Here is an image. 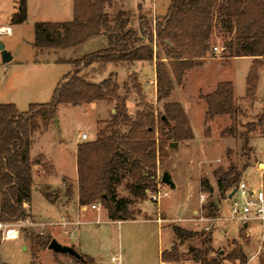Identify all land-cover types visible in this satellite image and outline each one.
<instances>
[{"label":"rangeland","instance_id":"374dc122","mask_svg":"<svg viewBox=\"0 0 264 264\" xmlns=\"http://www.w3.org/2000/svg\"><path fill=\"white\" fill-rule=\"evenodd\" d=\"M148 1L112 0L105 6V10L110 18L120 9L128 11L131 15L130 26L136 27L142 16L153 19L152 4L150 9L148 5L147 8L144 6ZM18 4L19 0H0V26L11 25L13 29L10 35L0 34V44H4L14 56L7 63L0 59V103H13L19 111H26L32 103H46L50 100L57 82L75 69L69 60L104 48L107 40L101 37L102 35H95L77 46L44 50L42 54L35 56L31 46L34 24L38 21L68 20L66 17L69 10L73 14V0H26V19L22 23H12L11 17L17 11ZM223 42L224 37L219 33V29H213L208 48L201 57L193 58L190 53L184 52L183 58L194 62V65L183 72L179 81L173 76L166 59H163L171 83V90L166 98H157L156 71L154 77L153 68L147 65V72L143 67L140 70L141 75L135 72L127 73L126 77L124 76L125 81L119 83L118 92L121 96L126 93L123 87L125 83L128 85L127 97L132 95V103L127 107L130 118H136L137 113H150L153 118L154 131L151 137L156 148V176L155 187H150L149 190H155L156 183L161 182V174L164 171L170 173L176 187L170 188L162 183L163 191L167 193L158 202L150 199L148 193L145 200L134 199L125 188L126 183L130 181L126 175L121 180L117 192L121 197L132 199L128 206L133 215L132 220L154 219L157 211L161 209V218L165 219L161 221L162 224L152 220H126L122 223L105 221L104 216L99 218L100 215L97 216L95 211H91L85 217H91L92 221L80 223L78 226L68 225L67 232H64V227L59 224L52 225L60 214L67 213L71 216L78 210L73 201L76 187L73 162L74 156L76 157V145L82 142L79 134L86 132L89 140L94 139L98 130L110 120L114 109V102L108 103L104 100L92 108L88 107V103L59 104L55 115L45 113L44 116H36L35 126L30 133L31 159L37 162L35 188L30 203L37 221L46 226L34 224L31 216L21 222L6 223L5 228H0V264H82L68 253L45 249L47 246L41 247L36 241L29 239L30 235L35 234L53 238L51 231L60 241L65 239L74 244L71 246L77 252L92 257L94 262L99 264H112V255H119L122 264H161V247L168 253L178 255L179 262L171 260L167 261L168 264H198L192 261L190 248H198L201 237L195 235L180 243L171 228L174 224L197 232L211 233L210 244L213 252H209V258L216 256L218 251L224 257L234 247H241L247 258L245 264H260L258 258L264 251V242L260 244L261 229L258 222L253 221L244 227L243 223L236 220L206 219L211 202L217 207L216 216H227L229 211L230 197L220 196L215 171L219 168L227 169L229 166L242 169L247 163L249 166L243 170L240 180L253 189L259 188L261 182L263 184L264 175V165L259 164L264 163L262 127L256 125L253 131L248 132V128L257 124L264 113V58L260 59L262 65L258 68L255 95L246 97V77L253 59L246 56H228L227 52L221 49ZM213 46L220 48V51H215ZM153 49L158 56L165 55V47L162 44L156 47L154 45ZM59 59L61 61L56 62ZM156 59L154 56L149 64L153 66ZM122 66L126 67L124 64ZM92 70L94 69L89 67L80 74H88L86 79L92 82H100L109 76L102 73L99 77L91 72ZM110 74L113 75L111 79L116 80V74ZM222 81L233 82L234 99L240 112L234 117L216 115L209 118L202 96L211 93ZM134 84L140 86V94L134 90ZM165 102H177L182 106L193 132L192 139L168 138L166 128L160 121V116L164 115ZM169 124L172 125V122L169 121ZM230 127L234 128L233 135L226 133V129ZM121 130L126 132L128 128L124 126ZM245 132L248 135L247 145H244V140L239 136ZM171 142H176L177 145L170 146ZM202 180H207L213 187L211 193L202 189ZM69 184L73 187L72 194L64 197ZM44 193L56 197L51 202L61 201L68 205L47 204ZM202 194L204 198L201 200ZM60 195L63 196L62 199ZM94 203L98 204L93 202L83 206H87L85 210L89 212L94 210L90 208ZM98 214H102L100 210ZM81 219L85 220L84 217ZM11 229L18 230V233L10 238L19 239L25 245L18 240H4L7 230ZM70 231L72 237L69 236ZM67 259L70 261H66ZM222 264L239 262L224 260Z\"/></svg>","mask_w":264,"mask_h":264},{"label":"trees","instance_id":"16d2710c","mask_svg":"<svg viewBox=\"0 0 264 264\" xmlns=\"http://www.w3.org/2000/svg\"><path fill=\"white\" fill-rule=\"evenodd\" d=\"M112 0H73V16L66 21H38L34 24V38L31 42L35 56L44 50L65 49L77 46L95 35H105L107 45L80 58L69 60L75 66L56 84L50 100L46 103H32L26 111H19L13 103H0V222L15 223L30 218L31 213L25 204L30 203L35 188V160L30 157V133L35 126L36 116L45 113L53 116L59 104L80 105L104 100L114 102V109L106 125L98 130L92 140L82 141L76 145V194L78 204L83 206L93 202L104 207L107 218L111 221L132 220L129 209L132 199L118 195L117 188L124 176L130 181L125 188L134 199L145 200L147 190L155 187L156 148L151 135L154 131L153 118L150 113H137L131 119L126 105L128 85H123L126 93L121 96L119 84L111 79L112 74L100 82L86 79L88 74H80L91 67L94 74L101 75L107 64L132 65L138 61H151L154 56L155 71L158 82L157 98L169 96L170 79L166 74L165 62H168L176 80L183 72L191 68L194 62L184 59L182 54L188 52L191 57H201L208 48L213 29H219L224 37L222 49L230 57H254L246 77V97H254L258 68L264 58V0H170L166 13L154 20L140 17L139 29L130 26L131 15L128 11L118 10L110 18L105 6ZM27 17L26 0H19L17 11L12 15V23H22ZM162 44L165 55L154 53L153 46ZM155 54V55H154ZM57 60L56 62H60ZM113 78V77H112ZM140 94L139 85L133 86ZM209 118L216 115L234 117L240 108L234 99V89L230 81H222L209 94L203 95ZM164 118L160 121L168 138L173 140L192 139L193 132L189 126L182 106L177 102L163 104ZM172 122V125L169 124ZM256 125L262 127L264 134V113L257 124L248 128L253 131ZM128 130L122 132L121 127ZM234 128L226 129L233 135ZM239 136L247 145V133ZM242 169L229 166L215 171L216 186L221 197L234 190L242 176ZM264 184V175H263ZM204 191L212 192L213 187L207 180L201 181ZM73 187L69 184L65 193L69 197ZM48 201L56 197L44 193ZM208 216H216L217 207L209 204ZM172 231L178 242L199 235L201 243L198 248H190L191 259L198 264H222L224 260L238 261L245 264L247 258L241 247H234L224 257L217 252L208 257L211 247V233L197 232L172 225ZM25 231V228H23ZM41 247L47 246L50 236L30 235ZM75 258L82 264H97L88 255L79 253ZM162 261L179 262L176 253L161 252ZM264 264V251L258 258ZM184 264V263H179Z\"/></svg>","mask_w":264,"mask_h":264},{"label":"built area","instance_id":"2783aa9c","mask_svg":"<svg viewBox=\"0 0 264 264\" xmlns=\"http://www.w3.org/2000/svg\"><path fill=\"white\" fill-rule=\"evenodd\" d=\"M11 32L10 26L2 25L0 26V34H9ZM215 51H220L217 46H213ZM222 49V48H221ZM81 141L89 140V136L86 132H82L79 134ZM162 182L156 183L155 190H147L150 199L158 202L159 199L166 195L167 192L163 191V187L161 186ZM204 198V195H201V200ZM87 207V206H84ZM99 207L98 204H91L90 208ZM228 215L224 217L218 216H208L206 219L210 221H218V220H236L243 223V226L246 224L249 225L251 222H258L260 229H261V242H264V187L261 182V186L257 189H253L247 185V183L243 180H240L237 187L235 188V192L230 197V203L228 207ZM74 222L70 221L67 216H62L61 219L54 223L59 224L63 228L64 232H67L66 226L72 224ZM76 224L78 222H75ZM6 223L0 222V228L6 227ZM9 231H15V236H17L18 230L11 229L7 230L6 238L15 237L9 236ZM69 236H72V232H69ZM112 264H121L120 256L112 255L110 257ZM161 264H168L166 261H161Z\"/></svg>","mask_w":264,"mask_h":264},{"label":"crops","instance_id":"0c3cea01","mask_svg":"<svg viewBox=\"0 0 264 264\" xmlns=\"http://www.w3.org/2000/svg\"><path fill=\"white\" fill-rule=\"evenodd\" d=\"M169 2H170V0H161V1H159V0H152V2H151V0H149L148 2H146V4L144 5L146 8L148 7V9H150V7H151V4H152V7H153V10H152V15H153V19L152 20H154L156 17H158V16H163L165 13H166V11H167V8H168V5H169ZM146 5H148V6H146ZM72 16H73V14H72V12L69 10V13H68V15H67V17L66 18H68V20H70L71 18H72ZM65 18V19H66ZM159 18V17H158ZM64 21H66V20H64ZM7 26H10V28H11V32L9 33V34H6V35H10V34H12L13 33V29H12V26L11 25H7ZM134 29H136V30H138L139 29V22L137 23V26L136 27H133ZM101 37H105L106 38V36L105 35H102ZM34 38V37H33ZM106 40H107V38H106ZM33 41V40H32ZM31 41V42H32ZM107 42V41H106ZM4 47L6 48V46L4 45ZM7 49V48H6ZM8 50V49H7ZM9 51V50H8ZM10 52V54L12 55V59H13V54H12V51H9ZM240 57H245V56H240ZM246 57H249V58H252V59H254V57H250V56H246ZM232 58H236V57H232ZM231 58V59H232ZM123 64H107L106 65V69H105V71L103 72V73H105V74H110V73H113V74H116V80H117V83L119 84L120 83V81H122V82H124L125 81V78H124V76L126 77V75H127V73H131V72H135V73H138L139 75H141V73H140V70H142L143 69V67H144V71L147 69L146 68V66L145 65H147V67L149 66L150 68H153V70H152V72H153V76L155 77V63H153V66H151L150 64H149V61H138V62H135L134 64H132V65H126V64H124L126 67H123L122 66ZM145 72H147V71H145ZM99 77H101V75H98ZM107 77V76H106ZM232 81V80H231ZM232 85H233V82H232ZM233 89H234V86H233ZM132 101V95H129L128 97H127V99H126V105H127V107H129V105L132 103L131 102ZM102 101H93V102H91V103H89L88 104V107H90V108H92L94 105H98V104H100ZM74 107V106H73ZM132 112V111H131ZM30 151H31V147H30ZM31 152H29V154H30ZM30 157H31V154H30ZM74 179H75V181L77 180V174H76V157L74 156ZM259 164H263L264 165V163H259ZM244 172V171H243ZM76 183V182H75ZM176 184V183H175ZM76 186H77V183H76ZM74 193L75 194H73L74 195V198H73V201H74V203H75V205H77V207H78V210H77V212L75 213V214H73V215H69L68 216V214L66 213V214H60V216H59V218H58V220L57 221H59V219H61V217L62 216H68L67 218L70 220V221H72V222H74V223H72V224H69V225H72V226H78L80 223H83V222H88V221H92L91 219V217H85L86 215L88 216L89 214L88 213H90L91 211H95V214L97 215V216H99L100 215V217L99 218H101V215L102 216H104V219H105V221H111V220H109L108 218H107V213H106V210L104 209V208H102L101 206L100 207H96V208H94V210H90L89 212H87L86 210H85V208H87V207H84V206H81V205H79L78 204V201H77V194H76V187H74ZM33 192V191H32ZM64 197H68L67 195H65ZM60 198L62 199L63 198V196L62 195H60ZM45 201H46V203L47 204H51V205H54V204H58V203H62V205H65V206H67L68 204H65L64 202H61V201H55L54 203L53 202H50V201H48V200H46L45 199ZM31 202V201H30ZM25 206H26V208L30 211V213H31V219H34V224H41V225H43L44 227L46 226V225H44L43 223H39L38 221H37V219H36V217H35V215H34V212L32 211V208H31V203H28V204H25ZM101 211V213L102 214H98V211ZM194 212H196V210H194ZM94 213V212H93ZM161 213H163V211L160 209L159 210V212L157 211V213H156V216L154 217V219H141V220H128V221H156L158 224H162V222L161 221H164L165 219H162L161 218ZM82 217H84V219L85 220H82L81 218ZM56 221V222H57ZM97 221V220H96ZM75 222H78L77 224L75 223ZM111 222H117V223H122V222H125V221H111ZM52 225H55V224H53L52 223ZM68 226V225H67ZM67 226H66V229H67ZM248 226V225H247ZM247 226H244V227H247ZM183 227V226H182ZM186 229V228H185ZM69 230V229H68ZM189 230H191V229H189ZM51 231V230H50ZM194 231V230H193ZM71 232V231H70ZM51 233V235L53 236V238L54 239H56L59 243H61V244H64V245H69V246H71V245H74V244H70L68 241H66L65 239H63L62 241H60L55 235H54V233L51 231L50 232ZM245 233H246V235H248V232L247 231H245ZM73 236V235H72ZM72 236H70V237H72ZM18 240L20 243H21V241L19 240V239H15V238H6V239H4V240ZM21 244H24V243H21ZM214 244V243H213ZM25 245V244H24ZM45 249H48V250H50L49 248H45ZM165 249L163 248V247H161V250H160V258H159V263L162 261L161 260V252L162 251H164ZM57 260L59 259V258H56ZM66 261H70V260H66ZM97 264H99V263H97ZM121 264H122V262H121Z\"/></svg>","mask_w":264,"mask_h":264},{"label":"water","instance_id":"95a60500","mask_svg":"<svg viewBox=\"0 0 264 264\" xmlns=\"http://www.w3.org/2000/svg\"><path fill=\"white\" fill-rule=\"evenodd\" d=\"M0 59H1V61L3 63H7V62H9L12 59V55L4 47V44H0ZM162 118H164V116H162ZM55 122H57L56 119H55ZM169 145L175 147L177 145V143L176 142H171ZM161 182L163 184L169 186L170 188H175L176 187V184L172 180L170 173L167 172V171L162 172V174H161ZM234 192H235V189L232 190L228 194V197H231ZM244 226H246V224ZM47 248H49L50 250H52L54 252L68 253L71 256L75 257V258H81L79 252H77L72 246L61 244L54 238H52L50 240V242L47 245Z\"/></svg>","mask_w":264,"mask_h":264},{"label":"bare ground","instance_id":"6f19581e","mask_svg":"<svg viewBox=\"0 0 264 264\" xmlns=\"http://www.w3.org/2000/svg\"><path fill=\"white\" fill-rule=\"evenodd\" d=\"M9 236H15V231H9Z\"/></svg>","mask_w":264,"mask_h":264}]
</instances>
